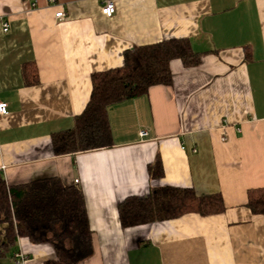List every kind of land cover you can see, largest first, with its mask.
I'll return each mask as SVG.
<instances>
[{
  "label": "crops",
  "instance_id": "0c3cea01",
  "mask_svg": "<svg viewBox=\"0 0 264 264\" xmlns=\"http://www.w3.org/2000/svg\"><path fill=\"white\" fill-rule=\"evenodd\" d=\"M104 2L0 0V172L9 186L59 178L82 190L94 254L80 264H264V216L247 207L264 188V0H114L111 18ZM172 39L200 64L176 60L172 85L111 106V148L56 156L52 135L85 111L92 75ZM157 157L164 177L152 180ZM160 187L221 194L225 212L123 229L120 204ZM18 249L25 264L56 258L26 238Z\"/></svg>",
  "mask_w": 264,
  "mask_h": 264
},
{
  "label": "trees",
  "instance_id": "16d2710c",
  "mask_svg": "<svg viewBox=\"0 0 264 264\" xmlns=\"http://www.w3.org/2000/svg\"><path fill=\"white\" fill-rule=\"evenodd\" d=\"M250 58L248 52L246 59ZM176 60L192 68L200 64L201 54L194 51L188 39L165 40L127 51L122 68L93 74L85 111L71 129L52 135L55 155L111 148L114 141L110 107L146 95L154 86L172 85L171 66ZM38 78L37 72L33 84ZM148 172L152 180L164 177L159 157ZM247 207L253 214L264 216V188L248 191ZM118 212L122 228L130 229L187 214H222L225 205L221 194L199 196L192 188L160 187L152 188L145 198H127ZM0 227V258L10 257L14 264L20 238L34 245H51L56 258L46 264H80L94 254L84 194L76 186L64 185L59 178L9 186L0 172Z\"/></svg>",
  "mask_w": 264,
  "mask_h": 264
},
{
  "label": "built area",
  "instance_id": "2783aa9c",
  "mask_svg": "<svg viewBox=\"0 0 264 264\" xmlns=\"http://www.w3.org/2000/svg\"><path fill=\"white\" fill-rule=\"evenodd\" d=\"M52 3H56V0H49ZM102 13L106 16L111 18L116 13V5L114 0H105ZM56 18L60 21H63L66 18L65 11H60L56 14ZM4 31L7 32L9 30L8 23H4L3 25ZM8 114V104L0 100V116H5ZM149 134L147 132H141L142 137H147ZM78 183V181H76ZM16 264H25V257L24 255L19 252L16 254Z\"/></svg>",
  "mask_w": 264,
  "mask_h": 264
},
{
  "label": "rangeland",
  "instance_id": "374dc122",
  "mask_svg": "<svg viewBox=\"0 0 264 264\" xmlns=\"http://www.w3.org/2000/svg\"><path fill=\"white\" fill-rule=\"evenodd\" d=\"M7 263H12L11 261H10V257H7Z\"/></svg>",
  "mask_w": 264,
  "mask_h": 264
}]
</instances>
